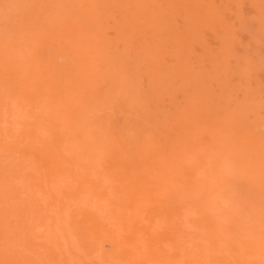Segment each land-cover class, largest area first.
Masks as SVG:
<instances>
[{"label": "rangeland", "instance_id": "1", "mask_svg": "<svg viewBox=\"0 0 264 264\" xmlns=\"http://www.w3.org/2000/svg\"><path fill=\"white\" fill-rule=\"evenodd\" d=\"M0 264H264V0H0Z\"/></svg>", "mask_w": 264, "mask_h": 264}, {"label": "bare ground", "instance_id": "2", "mask_svg": "<svg viewBox=\"0 0 264 264\" xmlns=\"http://www.w3.org/2000/svg\"><path fill=\"white\" fill-rule=\"evenodd\" d=\"M85 229H88V228H85Z\"/></svg>", "mask_w": 264, "mask_h": 264}]
</instances>
